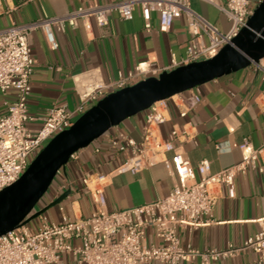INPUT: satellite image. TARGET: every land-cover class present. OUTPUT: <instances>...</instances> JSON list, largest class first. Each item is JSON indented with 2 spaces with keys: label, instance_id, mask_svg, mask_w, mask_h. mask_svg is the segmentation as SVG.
<instances>
[{
  "label": "built area",
  "instance_id": "2783aa9c",
  "mask_svg": "<svg viewBox=\"0 0 264 264\" xmlns=\"http://www.w3.org/2000/svg\"><path fill=\"white\" fill-rule=\"evenodd\" d=\"M200 1L212 4L227 17L231 22L228 33H222L193 11L192 0H112L102 6L80 7L64 16L46 17L0 30V95L15 94L14 100L6 103V112L0 115V192L20 180L51 140L72 128L82 115L109 94L133 86L143 77L142 80L149 75L158 77L163 72L216 57L246 27L262 0L256 5L253 0ZM137 8L147 33L153 31L151 18L154 13L159 16V32L163 34L171 30L176 19L185 16L190 34L199 40L206 38L208 43L201 44L198 50L193 42L185 60L179 64L174 61L169 70H151L141 64L134 73L120 75L113 84L87 89L76 110L54 106L39 129H30L28 125L35 121L29 115L28 106L35 72L31 48L33 33L42 31L48 48L55 52L60 48L55 29L65 32L68 27L78 28L80 22L92 18L104 29L112 15L129 21ZM254 66L264 81V60ZM199 88L154 104L146 112L140 142L127 134H120L109 142V148L117 155L127 156L118 169L122 173H138L164 164L177 178L176 186L166 198L134 209L110 212L105 209L106 176L87 174L82 183L96 210L87 218L72 219L61 207L59 222H51L42 215L37 228L29 223L4 235L0 238V264H60L64 256H72L74 264H216L236 259L245 252L257 254L259 264H264V218L257 221L260 230L240 246L230 244L218 250L182 244L181 229L203 228L212 222L223 188L231 190L236 178L250 171L264 174V146L256 149L248 139L241 145L240 163L211 174L209 162H202L196 172L187 154L180 151V144L192 140L190 135L174 127L168 138L163 136L162 128L170 119L168 103L172 101L180 117L187 119L201 101ZM76 156L77 153L71 160ZM59 189L62 191L65 187L59 186ZM148 230L154 232L157 244H146ZM75 240L81 241V246H74Z\"/></svg>",
  "mask_w": 264,
  "mask_h": 264
},
{
  "label": "crops",
  "instance_id": "0c3cea01",
  "mask_svg": "<svg viewBox=\"0 0 264 264\" xmlns=\"http://www.w3.org/2000/svg\"><path fill=\"white\" fill-rule=\"evenodd\" d=\"M112 0H0V30L14 25L30 24L43 18L67 15L80 7L94 8ZM124 1V0H118ZM260 0H253L256 5ZM191 8L201 14L222 33H228L231 22L215 6L205 1L192 0ZM153 31H145L141 11L133 12V19L123 21L117 14L110 17L106 28L98 27L92 18L80 22L78 28L68 27L65 32L55 29L59 50L48 48L42 31L31 38L35 72L31 79L29 115L35 119L28 126L37 130L54 106H66L74 111L81 104L85 90L113 84L120 75L134 73L138 66L165 71L183 62L193 42L199 50L208 40L196 39L189 32L185 16L174 21L168 33L159 32V16L152 14ZM154 77L152 75L146 78ZM144 79V77L142 78ZM140 79L139 81H141ZM138 81V82H139ZM201 101L187 119L180 117L174 103H168L170 119L162 128L168 138L174 127L187 133L191 141L179 145L187 154L193 170L202 162L210 163V173L216 174L242 161L241 145L248 139L254 148L264 146V81L254 65L230 76L212 81L199 88ZM14 93L0 95V115L6 112V103ZM147 113H141L111 129L89 148L77 153L65 171L58 176L53 194L38 210L50 206L62 194L71 195L60 205L48 209L44 216L51 222L62 218L61 207L70 218L89 217L96 206L86 192L82 178L87 174L106 176L105 209L125 211L166 198L177 184L164 164L138 173H122L118 169L127 158L109 148L112 138L127 134L140 142L146 125ZM99 149L100 152H96ZM199 178V174H197ZM59 186H64L62 191ZM264 218V174L250 171L238 176L235 186L223 188L212 222L198 229L183 228V245L198 249L223 250L230 244L240 246L256 234L257 221ZM32 228H37L41 217ZM158 241L152 230L146 232V244ZM81 246V241H73ZM259 256L245 252L240 257L216 264H259ZM60 264H74L72 256H64ZM159 264V263H152ZM198 264V263H181Z\"/></svg>",
  "mask_w": 264,
  "mask_h": 264
},
{
  "label": "water",
  "instance_id": "95a60500",
  "mask_svg": "<svg viewBox=\"0 0 264 264\" xmlns=\"http://www.w3.org/2000/svg\"><path fill=\"white\" fill-rule=\"evenodd\" d=\"M264 60V0L256 6L245 28L206 61L181 66L158 77L103 98L82 115L72 128L57 135L31 162L19 181L0 192V238L20 229L60 205L68 190L50 206L38 210L61 171L76 153L89 148L111 129L147 112L154 104L230 76Z\"/></svg>",
  "mask_w": 264,
  "mask_h": 264
},
{
  "label": "rangeland",
  "instance_id": "374dc122",
  "mask_svg": "<svg viewBox=\"0 0 264 264\" xmlns=\"http://www.w3.org/2000/svg\"><path fill=\"white\" fill-rule=\"evenodd\" d=\"M58 180H59V177L56 178V180L54 181L53 185L51 186L49 192H48L47 195L43 198V200L40 202L38 208L42 207V206L44 205V201L47 200L49 197L52 196L54 186H55V184L58 183ZM37 221H38V219H35L34 221H32V222L30 223V225H31V226L35 225V224L37 223Z\"/></svg>",
  "mask_w": 264,
  "mask_h": 264
}]
</instances>
